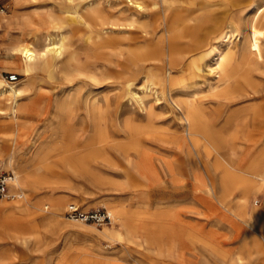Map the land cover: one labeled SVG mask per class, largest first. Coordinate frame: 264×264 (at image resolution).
<instances>
[{
  "label": "rangeland",
  "instance_id": "1",
  "mask_svg": "<svg viewBox=\"0 0 264 264\" xmlns=\"http://www.w3.org/2000/svg\"><path fill=\"white\" fill-rule=\"evenodd\" d=\"M61 1L64 0H0V79L19 87L27 83L29 78L22 72L20 62L12 57L10 47L23 40L33 42L36 30L56 34L61 31L40 21V15H58ZM258 1L259 8L252 15L242 17L238 22L240 31L232 35L230 42L244 44L246 55L264 63V33L258 30V26L264 23V0ZM13 17L18 24L10 25ZM86 37L87 32L80 29L71 42L75 41L79 50L80 65L91 71L90 58L84 50ZM110 59L117 60L113 55ZM154 67L168 70L166 64ZM10 74H17L19 82H9L7 77ZM116 74L114 68L107 69L110 78ZM112 80L97 82L89 76L70 78L59 74L51 81L40 73L37 83L44 88V96L48 97L47 100L44 97L42 102L57 100L62 105L70 95H74L78 104L58 117L53 116V107L35 119L29 116L30 112L22 116L29 125L21 133L16 151L20 161L13 168H22L30 178L25 195L19 201L22 208L11 207L10 204L14 203L11 187L13 198L0 201V264H183L174 256V251L179 248L178 240H170L169 233L177 230L186 237L187 233L197 234L193 228L219 235L224 247L222 254L205 249L201 244L196 245V252L186 250L185 257L193 264H237L240 253L243 264H249V253L243 252L246 250L237 241L238 235L244 233V245L248 236L245 221L238 220L239 227H236L225 220L219 222L218 216L210 215L203 203L204 193L192 179V164L199 159L195 154L194 158L191 157V148L183 145L188 131L181 108L198 105L211 127L218 151L208 143L201 144L207 167L213 168L221 156L246 167V163L253 162L263 150L260 146L249 148L258 140V143L264 141L259 120L254 121L252 117L260 100L236 102L229 108L219 105L213 98L212 89L217 79L205 70L197 78L176 74L174 83L166 87L165 93L160 90L162 93L158 97L152 95L146 99V103L152 102L151 109L148 104L146 107L143 103L129 100L124 95V86L112 84ZM258 80L264 85V73L263 79ZM142 83L138 80L132 87L139 96L143 95ZM89 94L97 97L100 103L97 116H89L85 112L84 98ZM2 106L0 104V108ZM8 123L9 119H0V174H14L12 168L3 162L16 145L8 137ZM127 125H130L129 129ZM140 153L158 167L161 160L174 162L177 166L174 178L162 172L163 182L157 186L134 184L140 182V178L133 175ZM261 166L258 165L259 168ZM222 174L223 171L218 170L215 176L218 179ZM247 194L251 202L247 211L252 209L254 202L260 204L264 197L255 191ZM234 196L232 210L241 217L244 203L240 198L243 195L236 191ZM71 208L79 213L107 216L114 210L122 215L125 222H132L138 228L135 234L140 239L125 234L122 242L112 240L104 235V231L119 226L120 222L116 221L114 225L111 222L84 221L81 224L70 215ZM172 214L178 215L179 220H171ZM146 226L167 232L162 235L163 249L144 241L142 228ZM230 230L235 232L234 236ZM20 233L27 239L20 240ZM252 236L261 240L256 235ZM170 246L172 254L168 253ZM263 258L258 257L256 261H263Z\"/></svg>",
  "mask_w": 264,
  "mask_h": 264
},
{
  "label": "bare ground",
  "instance_id": "2",
  "mask_svg": "<svg viewBox=\"0 0 264 264\" xmlns=\"http://www.w3.org/2000/svg\"><path fill=\"white\" fill-rule=\"evenodd\" d=\"M259 4L257 0H64L59 3L58 15H40L41 22L49 23L51 28L61 31L56 34L36 30L33 33V42L28 43L26 40L14 42L10 47V53L20 62L22 72L29 79L21 87L0 79V104L3 105L0 108V119H9L7 134L16 144L3 161L6 162L5 166H10L14 171L11 185L14 203L10 204L11 207L22 208L19 201L25 195L26 183L30 178V175L24 174L22 168H13L14 164L20 161L16 151L22 137L21 133L29 125L22 120V116L24 114L27 116L30 112L29 116L35 119L41 112L48 113L53 107L55 109L53 116L58 117L60 114L64 115V112L78 101L76 96L70 95L62 105L57 100L51 101L53 105L51 102L46 104L42 102L45 97L42 91L44 88L37 83L40 73H44L46 79L51 81L59 74L70 78L76 75L89 76L97 82L102 79L103 81L113 79L112 84L124 86V95L129 97V100L143 103L145 106L148 104L152 109V102L146 103V99L152 95L158 97L160 93H165L166 87L174 83L176 74L184 78H197L208 70L209 74L213 73L217 79L212 89L213 98L219 105L229 108L236 102L260 100L252 117L254 121L259 120L264 134V85L258 80L263 79L264 63L246 55L244 44L230 42L232 35L240 31L238 22L245 15L256 12ZM18 23L13 17L10 25ZM258 28L260 33H264V23ZM80 29L87 32L84 50L90 58L91 71L83 69L80 65L79 50L75 46V41L71 42ZM112 55L117 58L116 62L110 59ZM195 56L198 58L194 59ZM156 64L160 66L166 64L168 70L154 67ZM108 68H114L117 74L110 78L107 75ZM138 80L143 82L141 96L132 90ZM83 104L87 115L97 116L100 108L97 97L89 94L84 98ZM181 111L188 131V138L183 139V145L191 148V157L194 158L195 154L199 159L193 162L191 175L204 193L205 207L209 209L210 215L219 217V222L225 220L239 227L238 220H244L249 232L243 245L246 251L243 252L249 253L251 259L264 256V241L261 237V240H256L252 236L254 235L252 230H258L264 235V209L259 202H254L252 209L247 211L251 206L247 193L255 191L264 194V141L259 144V140L256 142L253 140L255 142L253 146L250 144V149L260 146L263 150L253 162L246 163V167L234 164L233 160L228 161L221 155V159L216 161L213 168L207 167L201 153V144L208 143L209 147L218 151L211 127L205 121L204 113L198 105H187L181 108ZM127 128L129 129L130 125H127ZM32 144L31 140L30 145ZM259 164L263 168H259ZM218 170L223 171L219 180L215 176ZM176 171L177 166L174 162L161 160L158 167L148 160L144 153H140L133 174L140 178V182L134 184L154 187L163 182L162 172L172 179ZM133 175L130 177L135 180ZM236 191L243 195L240 198L244 203L241 217L232 210ZM69 207L74 208L71 204ZM110 214L112 224L115 225L116 221L121 224L106 229L104 235L120 242L123 241L125 234L140 239L135 234L139 230L132 222L131 224L125 222L122 215L114 210H111ZM170 218L173 221L179 220L176 214H172ZM76 221L84 223L82 220ZM142 229L146 243H154L163 249L162 235L167 232L152 229L151 226ZM193 229L197 234L187 233L186 237L177 230H171L169 233L170 240L175 238L178 240L179 248L174 251V256L179 262L193 264L185 257L186 250L196 252L195 247L198 244L222 254L224 247L219 235ZM19 235L20 240L27 239L21 233ZM168 249V253L172 254L171 246ZM236 261L237 264H243L241 253Z\"/></svg>",
  "mask_w": 264,
  "mask_h": 264
},
{
  "label": "built area",
  "instance_id": "3",
  "mask_svg": "<svg viewBox=\"0 0 264 264\" xmlns=\"http://www.w3.org/2000/svg\"><path fill=\"white\" fill-rule=\"evenodd\" d=\"M9 82L18 83L19 76L17 74H10L8 77ZM14 179L13 173H3L0 174V201L7 198L11 199L13 196L10 194V187L12 185V180ZM70 215H73L78 220L86 221V222H97V223H112V218L107 215H101L100 213L90 214V213H79L76 210L70 212Z\"/></svg>",
  "mask_w": 264,
  "mask_h": 264
},
{
  "label": "crops",
  "instance_id": "4",
  "mask_svg": "<svg viewBox=\"0 0 264 264\" xmlns=\"http://www.w3.org/2000/svg\"><path fill=\"white\" fill-rule=\"evenodd\" d=\"M260 206H261V208H263L264 209V197H262L261 198V200H260ZM247 227H246V229H245V231H247ZM231 231V230H230ZM244 231V232H245ZM255 231H256V233H255ZM252 233L254 234V235H256V236H258V237H261V239L264 241V235H263V233H261L260 231H258V230H252ZM230 234H231V236H234L235 235V232H230ZM243 237H244V233H242V234H240V235H238V238H237V241H239V245L241 246L242 245V248L243 249H246L245 247H243ZM258 259V258H257ZM248 260H250V262H249V264H264V258H263V261H261V260H257L256 261V259H251V258H249Z\"/></svg>",
  "mask_w": 264,
  "mask_h": 264
}]
</instances>
